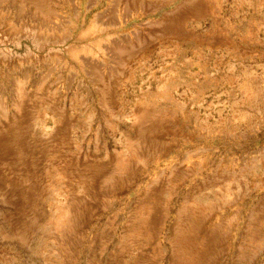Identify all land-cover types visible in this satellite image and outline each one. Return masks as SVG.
Instances as JSON below:
<instances>
[{
    "label": "rangeland",
    "instance_id": "obj_1",
    "mask_svg": "<svg viewBox=\"0 0 264 264\" xmlns=\"http://www.w3.org/2000/svg\"><path fill=\"white\" fill-rule=\"evenodd\" d=\"M0 264H264V0H0Z\"/></svg>",
    "mask_w": 264,
    "mask_h": 264
}]
</instances>
